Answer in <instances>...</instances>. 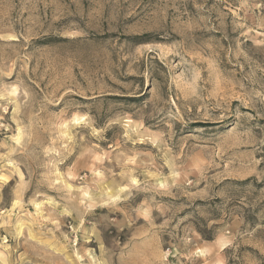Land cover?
Instances as JSON below:
<instances>
[{"label": "rangeland", "instance_id": "374dc122", "mask_svg": "<svg viewBox=\"0 0 264 264\" xmlns=\"http://www.w3.org/2000/svg\"><path fill=\"white\" fill-rule=\"evenodd\" d=\"M0 264H264V0H0Z\"/></svg>", "mask_w": 264, "mask_h": 264}]
</instances>
